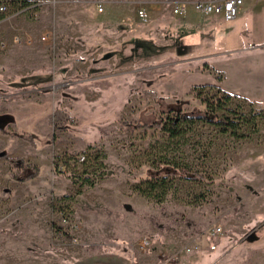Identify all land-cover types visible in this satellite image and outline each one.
<instances>
[{
  "label": "rangeland",
  "instance_id": "obj_1",
  "mask_svg": "<svg viewBox=\"0 0 264 264\" xmlns=\"http://www.w3.org/2000/svg\"><path fill=\"white\" fill-rule=\"evenodd\" d=\"M0 13V126L16 133L0 132V153L41 166L15 180L0 156V264H264V117L254 115L264 49H248L259 42L250 16L217 20L193 41L167 26L127 55L112 38L119 51L106 59L79 52L77 39L20 43L9 21L29 12ZM199 85L202 97L236 94L219 113L242 120L237 132L201 121L170 139L129 126L179 108L203 114ZM159 160L206 178L177 177L159 201L161 189H135L165 172Z\"/></svg>",
  "mask_w": 264,
  "mask_h": 264
},
{
  "label": "crops",
  "instance_id": "obj_2",
  "mask_svg": "<svg viewBox=\"0 0 264 264\" xmlns=\"http://www.w3.org/2000/svg\"><path fill=\"white\" fill-rule=\"evenodd\" d=\"M196 1L200 0H32L37 6L33 12H29L30 16L22 14L9 22L17 30V36L30 38L33 43H54L56 38L77 39L84 47L79 52L88 55L99 53L106 55L107 59L119 51L121 43L112 42V38L122 39V54H128L137 45V37L146 40L158 38L161 32L163 34L167 30V26H174L183 38L193 41L197 32H205L217 20L225 19L220 15H207L197 11L202 15L197 23L194 21L193 9H187L183 14H175L173 11L176 4L186 3L192 8ZM100 5L104 7L102 11L99 10ZM140 10L144 11V16L140 15ZM238 16H250L254 22L253 31L259 32V42L248 49H264V0H243L236 17ZM15 21L21 25L15 24ZM137 22L139 26V23L144 24L138 30ZM248 30L245 32H249ZM47 33L51 35L42 39ZM180 47H184L183 43ZM47 74L41 73L39 76L45 79L44 77L50 76Z\"/></svg>",
  "mask_w": 264,
  "mask_h": 264
},
{
  "label": "trees",
  "instance_id": "obj_3",
  "mask_svg": "<svg viewBox=\"0 0 264 264\" xmlns=\"http://www.w3.org/2000/svg\"><path fill=\"white\" fill-rule=\"evenodd\" d=\"M1 1V0H0ZM13 8L18 6L29 4L26 0H13ZM36 9V8H34ZM4 17L3 13H0V20ZM205 85H199L195 87L198 91L200 97H202V89ZM226 90L219 89L218 93L213 95H205L202 97L203 103L205 104V111L203 114L194 115L186 112L182 108L177 110H171L167 116L160 117L158 120L152 123H141L137 122L134 124H129L132 128H158L163 131L170 139H177L185 134L187 129L197 122H207L214 124L223 129H231L233 132H237L241 127V119L230 118L219 113L220 110H224L226 105L231 100V97L235 96ZM255 117H264V106L256 112ZM244 119V118H242ZM250 121L247 118L246 122ZM0 132L8 134L10 136L16 135V133L8 130L5 126H0ZM30 139V138H27ZM0 156H5L9 163L13 167L11 177L15 180L26 181L38 176L41 173V166L36 164H26L22 157H13L9 155V152H1ZM160 169L165 170L164 173L158 172L149 175L145 180L135 186V189L140 193L153 196V192L161 189L162 195L157 198L159 201L164 200V196L169 189L174 185L175 178L179 177L182 179H205V175L192 170L188 165L181 162H173L171 160L163 161L159 160L158 163ZM164 167V168H163ZM61 171L64 169V164L61 165ZM161 171V170H160Z\"/></svg>",
  "mask_w": 264,
  "mask_h": 264
},
{
  "label": "built area",
  "instance_id": "obj_4",
  "mask_svg": "<svg viewBox=\"0 0 264 264\" xmlns=\"http://www.w3.org/2000/svg\"><path fill=\"white\" fill-rule=\"evenodd\" d=\"M29 2V4L18 6L16 8H13V0H1L0 1V12H10L12 11L11 15H19L22 13L27 12H33L35 7L37 6L32 0H26ZM243 4V0H200L195 2V8L197 11L203 13V14H216L223 16L225 19H233L235 18L239 10ZM103 5L99 6V10H103ZM188 5L186 3L183 4H176L173 8V11L175 14H183L187 11ZM141 16H144V11H139ZM51 33H47L42 37V39H46L49 37ZM17 41L22 43L24 40L21 36H17ZM27 42H32V39L28 38ZM7 45L6 40L0 39V47L5 48ZM222 231V228L218 225L210 227V229L207 232L208 236H217ZM148 241H144L141 244V247H146L148 245ZM203 242L199 241L195 244V248L199 249L202 247ZM211 248L215 249L217 247L216 244H210ZM194 247L188 248L189 250H192Z\"/></svg>",
  "mask_w": 264,
  "mask_h": 264
},
{
  "label": "flooded vegetation",
  "instance_id": "obj_5",
  "mask_svg": "<svg viewBox=\"0 0 264 264\" xmlns=\"http://www.w3.org/2000/svg\"><path fill=\"white\" fill-rule=\"evenodd\" d=\"M0 120H1V118H0ZM0 122H2V121H0ZM0 124H2V123H0Z\"/></svg>",
  "mask_w": 264,
  "mask_h": 264
}]
</instances>
